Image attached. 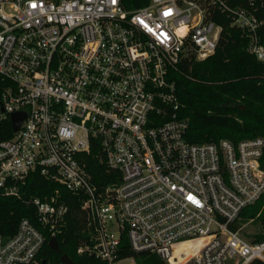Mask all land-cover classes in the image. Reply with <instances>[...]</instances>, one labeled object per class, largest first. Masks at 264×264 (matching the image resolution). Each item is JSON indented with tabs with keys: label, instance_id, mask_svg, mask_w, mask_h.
<instances>
[{
	"label": "built area",
	"instance_id": "built-area-1",
	"mask_svg": "<svg viewBox=\"0 0 264 264\" xmlns=\"http://www.w3.org/2000/svg\"><path fill=\"white\" fill-rule=\"evenodd\" d=\"M227 24L264 61V0H0V120L25 112L0 139V195H23L34 173L83 194L77 253L106 264H137L126 248L158 264L264 262V239L236 227L264 195V138L190 141L172 74L212 55ZM94 148L114 180L93 181ZM31 203L34 220L0 234V264H56L44 246L69 203Z\"/></svg>",
	"mask_w": 264,
	"mask_h": 264
},
{
	"label": "trees",
	"instance_id": "trees-1",
	"mask_svg": "<svg viewBox=\"0 0 264 264\" xmlns=\"http://www.w3.org/2000/svg\"><path fill=\"white\" fill-rule=\"evenodd\" d=\"M149 0H122L128 10L139 8ZM264 43V32L261 33ZM180 113L189 118L187 138L192 142L229 139L264 138V61L258 60L247 49V38L241 30L227 24L215 52L205 59L191 58L182 62L172 72ZM12 134L10 119L0 120V139ZM92 179L104 184L117 175L108 171L99 149L88 155ZM23 195H0V234L12 236L24 217L34 220L36 208L33 197L46 198L62 194L69 203L65 230L57 235L61 252L48 243L46 255L56 264H61V255L67 254L77 264H106L101 259L80 255L77 248L85 238L86 215L82 208L83 194L67 191L61 184L40 173L31 175L22 186ZM253 221L257 229L242 235L254 242L264 239V195L255 203L242 209L236 227ZM127 242V240H126ZM125 255L134 256L137 264H158L160 259L148 252L136 253L126 248ZM250 264H264L255 259Z\"/></svg>",
	"mask_w": 264,
	"mask_h": 264
},
{
	"label": "water",
	"instance_id": "water-1",
	"mask_svg": "<svg viewBox=\"0 0 264 264\" xmlns=\"http://www.w3.org/2000/svg\"><path fill=\"white\" fill-rule=\"evenodd\" d=\"M25 117V112L24 111H19V112H14L12 115H11V122H12V127H13V130L16 131L23 118ZM49 246L51 248H53L54 250H56L58 253L61 252L60 250V247L58 245V240L56 237H53L50 239L49 241ZM61 261L65 264H77L76 262H74L67 254H62L61 257H60Z\"/></svg>",
	"mask_w": 264,
	"mask_h": 264
},
{
	"label": "rangeland",
	"instance_id": "rangeland-1",
	"mask_svg": "<svg viewBox=\"0 0 264 264\" xmlns=\"http://www.w3.org/2000/svg\"><path fill=\"white\" fill-rule=\"evenodd\" d=\"M256 229H257L256 225L251 220L243 222L240 224L241 233L243 230L245 232H248V233H253L254 231H256ZM122 264H133V263L131 261L127 260V261L123 262Z\"/></svg>",
	"mask_w": 264,
	"mask_h": 264
}]
</instances>
